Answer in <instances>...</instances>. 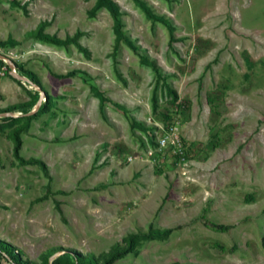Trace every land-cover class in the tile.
Instances as JSON below:
<instances>
[{"label": "rangeland", "instance_id": "1", "mask_svg": "<svg viewBox=\"0 0 264 264\" xmlns=\"http://www.w3.org/2000/svg\"><path fill=\"white\" fill-rule=\"evenodd\" d=\"M111 1L139 53L97 0H0V112L26 104L0 116V240L27 264L130 233L110 264H264V0ZM39 93L19 155L43 166L11 136Z\"/></svg>", "mask_w": 264, "mask_h": 264}, {"label": "trees", "instance_id": "2", "mask_svg": "<svg viewBox=\"0 0 264 264\" xmlns=\"http://www.w3.org/2000/svg\"><path fill=\"white\" fill-rule=\"evenodd\" d=\"M99 7H105L113 20V32L115 34L116 42L122 40L134 52L139 53L140 52L139 49L132 43V41L129 38H127L124 35L121 29L122 24L119 19V12L114 2L111 0H97L94 9H97ZM46 24L47 22L42 21V22H39L38 25L39 27H42ZM34 35H35V38L42 40L44 42H48L51 44L61 43L60 40L54 37L48 36L46 34H40L39 32H37ZM65 75H62V76H65ZM167 89L169 88L167 87ZM99 97H100V105H103L105 99L102 95H100ZM23 106H26V104L22 103L20 105L7 106L5 110L11 111V114L13 115V112L15 111L14 109L21 108ZM5 117L13 118L12 116H5ZM18 117L22 118L21 123L15 126L11 130L13 156L21 163H37L43 166V163L40 162L39 160H36V159L24 160L20 157L19 148L21 144V139H20L19 133L27 128L32 115H20ZM141 235L142 234H138V233L127 234L126 237L123 239L124 242L122 245L114 244L110 246L106 252H103L102 254H100L99 262H97L96 259L84 260V257L78 253H69L66 251H62L50 261V264H71L69 257L72 258L75 264H110L114 260L121 258L125 254L130 252L134 247L135 240ZM51 254L52 252H48L44 256H42V264L48 263V258ZM2 258L5 259L9 264H27L25 260H22L20 258L18 250H16L11 244L0 240V264H2L1 262Z\"/></svg>", "mask_w": 264, "mask_h": 264}, {"label": "water", "instance_id": "3", "mask_svg": "<svg viewBox=\"0 0 264 264\" xmlns=\"http://www.w3.org/2000/svg\"><path fill=\"white\" fill-rule=\"evenodd\" d=\"M0 57H2V55L0 54ZM8 72L10 74H12V76H17L18 79H20L21 81H27V82H30L25 76L21 75V74H17L15 73L13 70L10 69V66L8 65ZM40 95L41 93H39V97H38V100L36 102V105L34 107H32V109H30L29 111L25 112V113H22L23 115H31L33 114L34 112H36L39 107L41 106L42 104V99L40 98ZM7 115H10L9 112H0V116H7ZM55 256L51 255L48 259V263L47 264H50V261L54 258Z\"/></svg>", "mask_w": 264, "mask_h": 264}, {"label": "bare ground", "instance_id": "4", "mask_svg": "<svg viewBox=\"0 0 264 264\" xmlns=\"http://www.w3.org/2000/svg\"><path fill=\"white\" fill-rule=\"evenodd\" d=\"M37 90H38V88H37ZM40 98H41V99H43V98H44V96H43V95H41V96H40ZM35 105H36V104H34V106H35ZM34 106H33V107H34ZM9 113L11 114V111H9ZM11 115H12V114H11Z\"/></svg>", "mask_w": 264, "mask_h": 264}]
</instances>
